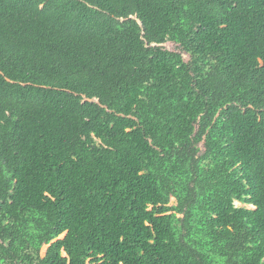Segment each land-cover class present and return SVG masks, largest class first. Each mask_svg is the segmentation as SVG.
I'll return each mask as SVG.
<instances>
[{
  "label": "trees",
  "instance_id": "obj_1",
  "mask_svg": "<svg viewBox=\"0 0 264 264\" xmlns=\"http://www.w3.org/2000/svg\"><path fill=\"white\" fill-rule=\"evenodd\" d=\"M0 264H264V0H0Z\"/></svg>",
  "mask_w": 264,
  "mask_h": 264
},
{
  "label": "rangeland",
  "instance_id": "obj_2",
  "mask_svg": "<svg viewBox=\"0 0 264 264\" xmlns=\"http://www.w3.org/2000/svg\"><path fill=\"white\" fill-rule=\"evenodd\" d=\"M162 46H163L165 49L169 50V51H172V52H179V53H181L182 56H183V59H184L185 61H188V60L190 59L189 55H188L187 53H185V52L181 49V47H180L177 43H175V42L167 41L166 43L162 44ZM174 204H176V200H175L174 198H171L170 205H174ZM235 205H236L237 207H249V208H251V206L245 205L244 203L239 202V201H235ZM63 236H64V235H61L60 238H62ZM46 249H47V246H44V247L42 248V251H41L42 255L45 253Z\"/></svg>",
  "mask_w": 264,
  "mask_h": 264
},
{
  "label": "water",
  "instance_id": "obj_3",
  "mask_svg": "<svg viewBox=\"0 0 264 264\" xmlns=\"http://www.w3.org/2000/svg\"><path fill=\"white\" fill-rule=\"evenodd\" d=\"M162 46V45H161Z\"/></svg>",
  "mask_w": 264,
  "mask_h": 264
}]
</instances>
